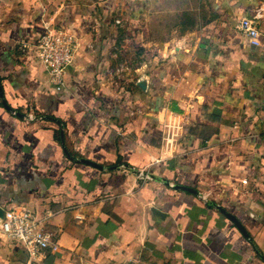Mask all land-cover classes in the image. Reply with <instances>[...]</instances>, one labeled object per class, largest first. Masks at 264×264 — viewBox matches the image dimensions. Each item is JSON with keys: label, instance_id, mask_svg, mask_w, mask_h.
Masks as SVG:
<instances>
[{"label": "crops", "instance_id": "0c3cea01", "mask_svg": "<svg viewBox=\"0 0 264 264\" xmlns=\"http://www.w3.org/2000/svg\"><path fill=\"white\" fill-rule=\"evenodd\" d=\"M120 6L0 0V208L35 210L57 243L31 259L0 235V264H264V40L225 13L118 82ZM48 22L79 40L60 90L20 48Z\"/></svg>", "mask_w": 264, "mask_h": 264}, {"label": "rangeland", "instance_id": "374dc122", "mask_svg": "<svg viewBox=\"0 0 264 264\" xmlns=\"http://www.w3.org/2000/svg\"><path fill=\"white\" fill-rule=\"evenodd\" d=\"M120 1L117 25L121 36L115 48L117 54L113 62L118 82L131 75L130 68L141 61V56L147 50L150 55L156 54L152 47L168 41L174 33L181 35L191 29H199L225 13L236 15L235 27L240 16L254 18L262 25L261 39L264 40V0H136L142 1L139 6L148 7L144 15L145 21L131 19L132 12L128 6L133 0ZM237 7L242 9L235 13Z\"/></svg>", "mask_w": 264, "mask_h": 264}, {"label": "built area", "instance_id": "2783aa9c", "mask_svg": "<svg viewBox=\"0 0 264 264\" xmlns=\"http://www.w3.org/2000/svg\"><path fill=\"white\" fill-rule=\"evenodd\" d=\"M237 29L242 34L255 40L263 34V29L254 18L244 16L237 22ZM20 48L25 53H34L35 57L45 66L51 82L57 90L66 86V75L73 65L79 48L77 36L68 28L58 23H46L43 31L33 42L23 40ZM19 115L17 111H13ZM26 121H33L37 115L33 110L23 115ZM242 182L247 184L248 180ZM210 202V201H208ZM44 220L35 210L27 207L12 206L6 209L0 222V235L14 240L35 259L39 254L57 247L52 234L43 226Z\"/></svg>", "mask_w": 264, "mask_h": 264}, {"label": "water", "instance_id": "95a60500", "mask_svg": "<svg viewBox=\"0 0 264 264\" xmlns=\"http://www.w3.org/2000/svg\"><path fill=\"white\" fill-rule=\"evenodd\" d=\"M0 95H1V97H3V89H2V86H1V81H0ZM3 103H4V105H5V107H6L7 109L11 110V108L8 106V104L6 103L5 100H3ZM167 183H169V182L167 181ZM174 187H175L176 189H178V190H184V191H189V192H193V193H196V192H197V190H196L195 188H193V187H189V186H185V185H175ZM208 204H209V205H213V206H215L216 208L220 209V210H221L224 214H226L230 219H232L233 221H235V223L237 224V226H239L240 229H242L243 232L246 233V232L244 231V229H243L241 223H240V222H239V221H238V220H237L232 214H230V213H229L224 207H222L221 205H218V204H216V203L213 204L212 201L208 202ZM3 215H4V212H3V210L0 208V217H3Z\"/></svg>", "mask_w": 264, "mask_h": 264}]
</instances>
